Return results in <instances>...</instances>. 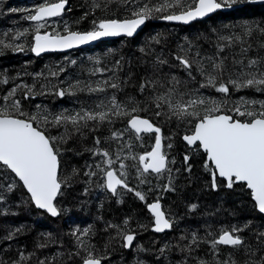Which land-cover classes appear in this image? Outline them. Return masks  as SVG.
<instances>
[{"label":"snow or ice","instance_id":"obj_1","mask_svg":"<svg viewBox=\"0 0 264 264\" xmlns=\"http://www.w3.org/2000/svg\"><path fill=\"white\" fill-rule=\"evenodd\" d=\"M115 2L117 0H103L101 4L92 0L94 7H103L104 10ZM119 3L131 9V18L93 20V29L81 32L71 30L67 22L63 31L50 25L52 18L61 17L65 13L68 0H45L24 17L34 24L33 31L3 33L7 40L0 38V54L4 50L25 51V43L15 41H22L28 36L31 40L27 47L36 56H40L46 52L72 49L101 37H133L154 14H160L157 17L159 19L188 24L219 10H230L244 4H264V0H142L139 4L135 0H119ZM50 27L51 31H41ZM237 27V31L217 34L216 53L207 57L210 69L199 53L198 59L189 58L187 52L184 56H175L189 77L194 79L193 73H199L200 89L214 90L221 94L219 99L183 89L181 80L174 75L165 76L163 67L168 64V60L161 56L156 57L152 74L143 77L138 86L139 93L145 97L143 103L134 96L122 101L116 95H111L102 99L95 108L49 114L37 105L34 114L25 111L23 101L33 99L36 94L44 95V91L37 93L33 86L25 84L9 90L0 97V207L10 194L22 187L27 193V203L51 217L60 216L62 209L58 206L57 198L63 195L64 188L72 186L73 178L80 175V170L73 168L70 175L63 174L62 151L71 149L62 150L59 145L67 144L74 136L84 137L87 132H98L105 124L114 125L117 121H126L123 129L111 131L106 140L99 136L92 137L93 145L86 149L93 157V162L86 165L83 173L88 178L86 183L91 184L96 178L97 186L113 196L119 197L124 191L134 194L146 204L153 217L152 231H171L175 221L162 210L163 196L158 194L149 203L141 186L147 187L159 180L163 183L147 187V192L176 191L177 177L174 173L178 174L181 170L172 167L176 161L169 157L166 149H171L173 145L171 137L162 126L176 120L191 129L190 134L182 136L187 145L206 155L205 169L210 172L212 189L221 186L219 180H223L224 186L229 189L236 183H242L250 190L259 213L264 214V100L246 96L233 99L236 92L245 90L264 94V55L260 54L264 52V22L245 23ZM155 42L160 41L157 39ZM254 46L258 47V52L253 58L248 53ZM236 48H239L244 59L233 56L229 66L226 63L228 57L224 53ZM115 63L119 69L121 62L117 60ZM51 75L55 77L57 73ZM0 82L8 83L6 79ZM127 82L117 83L108 79L96 86L70 83L67 88L55 89L53 94L63 98L67 94L75 95L77 90H86L90 94L106 92L109 88L119 91ZM18 91L20 96L17 95ZM149 111L152 112L151 117L144 115ZM49 128H62L63 132L53 136L49 134ZM145 135L151 137L154 143L150 150L137 154L126 136H134L142 142ZM166 139L169 141L167 144L164 143ZM109 141H120L115 151L102 147ZM183 160L187 165L184 171L191 172L192 166L188 163L190 156L185 154ZM133 168L134 171L131 170ZM196 207L195 204L191 205V210L195 211ZM3 214L0 211V215ZM124 223L127 226L128 221ZM109 227L117 229L125 249L135 247L134 234L115 225ZM261 229H264V225L256 229L251 221H245L221 227L218 232L208 231L206 235L210 239L202 240L196 233L190 236L182 234L179 240L187 242L178 247L191 256L200 244L207 245L211 259L198 260L197 264H264V230ZM20 231L22 229L17 228L15 232H10L7 239ZM89 231L76 229L71 233L75 238L76 250L69 255H79L80 250H83L86 255L81 257L82 264H102L107 257L94 255L82 239L89 235ZM246 233H251V236ZM252 240H255L254 244ZM224 249L231 251L225 254ZM159 251L163 254L165 249ZM25 259L21 254L19 260L11 264H20ZM0 264L8 262L0 260ZM38 264H45V261L39 260ZM184 264H187V260Z\"/></svg>","mask_w":264,"mask_h":264},{"label":"trees","instance_id":"obj_2","mask_svg":"<svg viewBox=\"0 0 264 264\" xmlns=\"http://www.w3.org/2000/svg\"><path fill=\"white\" fill-rule=\"evenodd\" d=\"M44 2L45 0H0V38L7 40V37L3 36L6 32L12 34L24 30L33 31L34 24L24 17ZM97 2L102 4L103 0ZM141 2L142 0H135L137 4ZM12 9L17 11L13 12ZM159 15L154 14L148 19L144 28L132 39L102 42L69 53L34 58L27 47L30 36L22 41H15L25 43L26 48L23 52L4 50L0 54V81H8L6 84L0 82V97L21 84L33 86L37 93L42 90L46 94H36L33 99L23 101L25 111L34 114L37 112V105L49 114L73 113L81 109L95 108L102 99L111 95H116L122 101L134 96L143 103L145 97L139 93L138 86L143 77L152 74L154 61L157 56H161L168 60V64L163 67L165 76L174 75L181 80L183 89L198 91L207 97L219 99L221 94L214 90L200 89L199 73H193L194 79L189 77L175 56H184L187 52L189 58L198 59L199 53L210 69L207 57L216 53L217 34L237 31V26L241 24L264 22V5L244 4L233 11L216 13L188 26L155 22ZM126 18H131V9L123 7L119 0L109 4L107 10L94 7L92 0H68L65 13L50 20L49 24L56 30L63 31L67 22L71 30L86 32L93 29V20ZM51 30L50 27L41 31ZM157 39L159 43L155 42ZM257 52L258 47L254 46L248 55L254 58ZM260 54L264 55V52ZM224 55L228 57L226 63L229 66L233 56L244 59L239 48L229 49ZM117 60L121 62L119 69L115 63ZM53 72L57 73L55 77L51 75ZM108 79L117 83L128 82L119 91L109 88L106 92L90 94L86 90H77L75 95L67 94L63 98L53 94L55 89L67 88L70 83L96 86L102 85ZM17 95L20 96L21 93L18 91ZM241 96L264 100V94L251 90L236 92L233 99ZM144 115L151 117L152 112ZM125 124L126 121H117L114 125L105 124L98 132H87L84 137L74 136L67 144L59 145L62 150L71 149L62 151L63 174L70 175L72 169L77 168L80 175L75 176L72 186L64 188L63 195L58 196V206L62 209V214L57 218H50L27 203V194L22 187L8 196L0 207V211L4 212L0 215V260L11 264L23 254L27 259L20 261V264H38L39 260H44L45 264H82L81 257L86 255L85 251L80 250L79 255H69L76 250L75 238L71 233L76 229H89V235L82 239L94 255L107 257L102 264H184L185 260L187 264H197L198 260L211 259L208 247L202 243L196 252L188 256L178 247L187 242L179 240L182 234L190 236L196 233L204 240L210 239L206 235L208 231L218 232L221 227L242 224L245 221H251L256 229L264 225V216L257 213L245 185L235 184L229 189L224 186L223 180H219L221 186L216 190L212 189L210 172L205 169L206 155L202 151L187 147L182 141L184 134H190V127L172 120L162 126L171 137L170 142L173 145L171 149H166L169 157L176 161L172 167L181 170L178 174L174 173L177 177L176 191L147 192V187L163 183L159 180L154 181L153 185L141 186L149 203L153 202L158 194L163 196L162 210L169 213L175 221L173 230L161 235L154 234L151 230L152 217L148 214L144 202L138 198L136 200L134 194L126 191L119 196L122 198L116 201V196L97 186L96 178L93 183L88 184V178L83 175L86 165L93 162L91 153L86 150L93 145L92 137L99 136L106 140L111 131L123 129ZM48 132L56 136L60 135L63 129L49 128ZM126 139L134 145V152L137 154L150 150L154 143L147 135L142 142L137 141L134 136H126ZM168 142L167 139L164 141L165 144ZM119 143L120 141H109L102 147L115 151ZM185 154L190 156L188 163L192 166L191 172L184 171L187 167L183 160ZM131 170L134 171V168ZM193 204L197 206L195 211L191 210ZM125 220L128 221L127 226ZM109 225L118 226L123 231L134 234L135 247L125 251L122 237L117 235L115 227ZM17 228L22 231L7 239L9 233L15 232ZM246 235L251 236V233ZM251 242L254 244L255 240ZM40 244L47 246L38 247ZM161 248L165 249L163 254L159 251ZM230 251L224 249L225 254Z\"/></svg>","mask_w":264,"mask_h":264},{"label":"water","instance_id":"obj_3","mask_svg":"<svg viewBox=\"0 0 264 264\" xmlns=\"http://www.w3.org/2000/svg\"><path fill=\"white\" fill-rule=\"evenodd\" d=\"M258 4H260V3H258ZM260 5H264V4H260ZM67 7H68V4L66 5V9H67ZM239 7H242V5L234 6V7H233L232 9H230V10H219V11H217V12H215V13L210 14V15L207 16V17H204V18H198V19H196V20H194V21H191V22H189L188 24H184V23H182V22H175V21H166V20H163V19H158V20L155 21V22H160V23H165V24H170V25L188 26V25H191V24L194 23V22L203 21V20H205V19H207V18H209V17H212V16L215 15L216 13H220V12H221V13L230 12V11H233V10L239 8ZM57 18H58V17H57ZM52 19H56V18H52ZM52 19H51V20H52ZM31 23H32V22H31ZM145 24H146V23H145ZM145 24L142 25V26L137 30V32L133 35V37H126V36H118V37H101L100 39H98V40H96V41H90V42L87 43V44L80 45V46H78V47H74V48H72V49H67V50H63V51H55V52H46V53H42L40 56H36L35 53L31 52V56H33L34 58H39V57H42V56H45V55H50V54L69 53V52H71V51H75V50H79V49H84V48H86V47L94 46V45H97V44L102 43V42L116 41V40H120V39H132V38H134L135 36L138 35V33L144 28ZM182 141L186 144L187 147L191 148L190 146L187 145V143H186L183 139H182ZM236 184H242V183H236ZM242 185H244V184H242ZM245 188H246V190H248V191L250 192V190L247 189L246 186H245ZM24 191H25V190H24ZM25 193H26V191H25ZM26 194H27V193H26ZM250 194H251V192H250ZM251 199H252V196H251ZM252 202H253L254 205H255V202H254L253 199H252ZM34 208H35V207H34ZM255 208H256V211H257V213H258L259 215L264 216V214L259 213V211H258V209H257L256 206H255ZM35 209H36V208H35ZM36 210H38V209H36ZM146 210H147L148 214L152 217L151 213H150V212L148 211V209H147V206H146ZM38 211L43 212L42 210H38ZM44 213H46V212H44ZM46 215H48V217H50V218H54V217H51V216H50L49 214H47V213H46ZM55 218H57V217H55ZM152 221H153V217H152ZM151 230H152V227H151ZM152 232H153V231H152ZM166 232H169V231H166ZM166 232H165V233H166ZM153 233L156 234V235L164 234V233H155V232H153ZM123 248H124V247H123ZM124 250H125V251H129L130 249H125V248H124Z\"/></svg>","mask_w":264,"mask_h":264},{"label":"flooded vegetation","instance_id":"obj_4","mask_svg":"<svg viewBox=\"0 0 264 264\" xmlns=\"http://www.w3.org/2000/svg\"><path fill=\"white\" fill-rule=\"evenodd\" d=\"M108 192V191H107ZM110 193V192H109ZM115 198V200L117 201V200H119V199H121V198H119L118 196H116V197H114ZM134 198L137 200V197L134 195Z\"/></svg>","mask_w":264,"mask_h":264}]
</instances>
